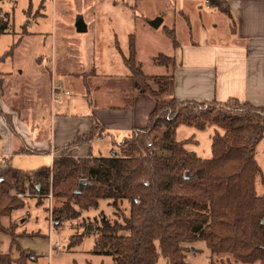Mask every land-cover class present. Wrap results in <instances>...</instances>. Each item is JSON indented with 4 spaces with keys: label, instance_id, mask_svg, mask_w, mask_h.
<instances>
[{
    "label": "trees",
    "instance_id": "1",
    "mask_svg": "<svg viewBox=\"0 0 264 264\" xmlns=\"http://www.w3.org/2000/svg\"><path fill=\"white\" fill-rule=\"evenodd\" d=\"M206 1L211 9L232 17L227 0ZM8 26L9 20L0 14V36ZM165 33L173 48L180 46L174 29ZM130 42L128 56L118 45L117 50L134 89L156 100L148 126L133 130L109 158L68 155L71 148L105 136V128L95 122L91 132L54 158L51 167L24 172L0 165V236L11 235L13 240L10 252L0 254V264H28L34 257L18 244L16 228L4 224L26 206L17 194L29 192L41 197L52 192L60 201L52 213L55 227L78 219L83 210L97 209L101 200L116 208L130 202L129 215L122 212L114 222L103 216L96 228L93 252L112 257L115 264H157L160 255L170 264H185V245L199 240L213 254L231 255L242 264H264V167L257 159L264 141V107L234 98L179 101L172 94L173 74L146 75L136 63L133 36ZM157 60L177 67L173 57L159 54ZM181 127L201 133L211 129V154L201 157L189 149L198 143L194 136L179 141ZM36 153L42 152L28 150ZM82 181L86 185L78 194ZM258 187L263 188L261 195ZM83 237L74 236L72 245Z\"/></svg>",
    "mask_w": 264,
    "mask_h": 264
},
{
    "label": "rangeland",
    "instance_id": "2",
    "mask_svg": "<svg viewBox=\"0 0 264 264\" xmlns=\"http://www.w3.org/2000/svg\"><path fill=\"white\" fill-rule=\"evenodd\" d=\"M193 3H200L199 8L197 5L192 8ZM0 14L4 19L10 20L8 30L0 36V71L10 73L15 70V76L7 80L5 89L9 93L14 88L21 92L19 98L10 95L5 107L16 108L23 116L24 111L29 109L28 125L31 130L34 125H40V137L49 134L51 130L49 77L46 74L52 70V59L55 55L59 64L75 67L79 72L99 65L102 73L120 78L129 71L121 62L119 54H116L114 43L118 42V46L127 55L130 36L133 35L136 63L145 74L169 76L174 73L173 67L160 65L157 60L159 54L174 57V50L165 29L172 30L174 27L177 39L183 47L195 44L201 50H208L241 44L231 34V21L223 14L208 10L200 0H0ZM158 18L163 19V23L155 29L150 24ZM80 27L86 30L81 32ZM24 29L30 34L23 35ZM99 48L102 57L97 56ZM112 58L114 67H111ZM16 69L24 74L20 75ZM115 83L109 82L105 85L104 97L109 101L112 96L116 97ZM151 86L158 90L154 83ZM122 87L126 86L121 85ZM171 87L173 89V81ZM70 94L67 98L74 97L78 100L75 114L83 115L90 97L83 98L74 92ZM144 96L147 101L136 113V120L142 122L146 117V128L156 100L151 96ZM45 114L46 121H43ZM6 122L10 131L15 133L11 122ZM211 134V129L201 133L181 127L178 130V140L186 141L194 136L198 143L189 149L201 157H206L211 154ZM130 136L131 133L123 134L119 139L115 136V140L113 134L108 133L95 141L91 153L93 156L109 158L117 146ZM15 147L19 151L23 144L16 141ZM1 155L0 152L1 166L9 165L24 172L51 167L53 164L49 155H15L6 163ZM257 159L264 167V141L258 149ZM262 192L263 188L258 187V194L261 195ZM13 193L17 194L15 191ZM17 196L26 206L15 211L11 218L5 219L4 224L16 228L18 244L34 255L28 264H115L112 257L96 255L93 252L98 237L96 228L101 225L103 216L114 222L120 219L122 212L129 215L130 202L122 201L116 208L111 201L101 200L97 209L83 210L78 219L55 227L52 213L61 203L54 198L52 192L45 197L31 192L18 193ZM89 226L93 228L91 231L88 230ZM76 235L84 237L74 246L72 238ZM12 241L11 235L0 236V254L10 252ZM185 247V264H228L229 260L232 264H242L235 262L231 255L213 254L201 240L186 244ZM157 264L170 263L160 255Z\"/></svg>",
    "mask_w": 264,
    "mask_h": 264
},
{
    "label": "crops",
    "instance_id": "3",
    "mask_svg": "<svg viewBox=\"0 0 264 264\" xmlns=\"http://www.w3.org/2000/svg\"><path fill=\"white\" fill-rule=\"evenodd\" d=\"M186 1L194 2V0ZM227 1L232 10V17H227L231 21V34L233 38L240 40L241 44L208 50H201L199 45L195 44H187L186 47L180 44L177 48L172 47L173 58L177 66L173 73L172 94L179 101L226 102L234 98L241 102H249L254 106L264 107V0ZM200 2L208 10L222 14L216 9H211L206 0H200ZM194 5L199 8L200 3H193L192 8ZM171 29L175 30L174 27ZM25 34L30 33L24 29L23 35ZM114 45L116 54H119L124 65L117 50L118 42ZM97 50V56L102 57L101 49ZM121 52L125 56L129 54V50L127 55L122 49ZM113 53L115 51L112 55ZM13 60L15 61L14 57ZM52 62V70L46 74L47 78L49 77L51 130L43 137L39 134L40 125H34L32 130L28 125L29 109L24 111L23 116L20 110L5 107V102L10 95L13 98H19L21 92L14 88L9 93L5 89L7 80L15 76V70L10 73L0 71V111L2 113L0 116V152L4 163L15 155H44L45 157L49 155L53 163L54 158L76 138L91 132L95 122L105 128V136L108 133L113 134L115 140L116 137L121 138L123 134H132L135 129H145L146 117L142 122L137 121L136 113L140 111L143 104H146L147 98L134 89L130 72L123 77L116 78L114 75L102 73L99 65L79 72L75 67L59 64L56 55ZM74 63L77 64V61ZM111 67H114L113 58ZM19 71L16 69V72L19 73ZM19 74L23 75L24 72L21 71ZM109 82H116L114 87L116 97L112 96L110 101L106 99V96L104 97L105 85ZM53 85H61L63 88L57 100L51 94ZM121 85L126 87L121 88ZM70 92L83 98L90 97L83 115L75 114L78 100L74 97L67 98L71 96ZM8 120L15 133L8 128L6 122ZM43 121H46V114ZM16 141L23 144L19 151L15 147ZM94 143L73 147L68 151V155L74 158L93 156L91 149ZM28 150L42 153L28 154Z\"/></svg>",
    "mask_w": 264,
    "mask_h": 264
},
{
    "label": "water",
    "instance_id": "4",
    "mask_svg": "<svg viewBox=\"0 0 264 264\" xmlns=\"http://www.w3.org/2000/svg\"><path fill=\"white\" fill-rule=\"evenodd\" d=\"M162 23H163V19L158 18V19L154 20L153 22H151L150 26L155 28V29H158L162 25ZM85 30H86V28H84V27H80V29H79V31H85ZM85 185H86V181L80 182V185H79V188L77 191L78 194H80L82 192ZM92 229H93L92 226L88 227L89 231H91Z\"/></svg>",
    "mask_w": 264,
    "mask_h": 264
},
{
    "label": "built area",
    "instance_id": "5",
    "mask_svg": "<svg viewBox=\"0 0 264 264\" xmlns=\"http://www.w3.org/2000/svg\"><path fill=\"white\" fill-rule=\"evenodd\" d=\"M63 91V88L61 85H53L52 86V94L55 100L60 98V95ZM148 147L151 148L152 144H148Z\"/></svg>",
    "mask_w": 264,
    "mask_h": 264
}]
</instances>
